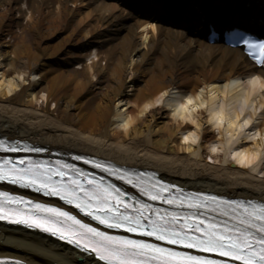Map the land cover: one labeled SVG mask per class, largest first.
<instances>
[{
	"label": "bare ground",
	"instance_id": "6f19581e",
	"mask_svg": "<svg viewBox=\"0 0 264 264\" xmlns=\"http://www.w3.org/2000/svg\"><path fill=\"white\" fill-rule=\"evenodd\" d=\"M21 1L0 0V133L151 168L188 189L264 202V69L240 49L185 36L174 20L141 21L119 2ZM22 25L38 45L55 43L33 51L23 40L2 41ZM214 129L211 161L203 160ZM3 256L100 264L44 236L0 226Z\"/></svg>",
	"mask_w": 264,
	"mask_h": 264
},
{
	"label": "snow or ice",
	"instance_id": "6c2138e0",
	"mask_svg": "<svg viewBox=\"0 0 264 264\" xmlns=\"http://www.w3.org/2000/svg\"><path fill=\"white\" fill-rule=\"evenodd\" d=\"M259 47L264 49V44ZM261 63H264V60ZM17 150L19 149L13 145L0 142V151ZM32 151H40V149H32ZM95 166L100 167L99 164ZM66 175L62 166L53 170L23 159L19 162L11 160L0 162V181L31 187L48 196H57L69 204H74L107 228H122L125 232L154 237L155 240L165 241L169 245H180L186 249H196L201 253L215 254L238 261L240 264H264V205L254 206L249 211V208L240 202L225 201L224 203L229 207L235 205L236 208L243 209L238 217L241 227L199 218L186 219L181 223L176 214L161 215L160 220H154L151 216L158 213L148 205L135 208L134 214L129 215V205L120 199L119 190L102 189L91 180L87 182L88 187H85L75 177L70 181L66 180ZM172 187L153 184L150 189H141V191L153 201L161 200L170 205L184 206V198H169ZM210 199L211 202H216V197ZM13 204L18 206L30 202L11 197L7 193H0V220L7 219L11 223L24 224L30 228H39L52 235H58L60 239L74 243L82 251L93 253L104 264H227V259L217 260L207 256L189 255L143 240L113 237L83 224L75 216L58 208L35 204L32 205L31 211L25 212L19 207H9ZM205 206L206 201L195 199L187 203V207L195 209ZM145 212L148 215H145ZM39 213L45 215H38Z\"/></svg>",
	"mask_w": 264,
	"mask_h": 264
},
{
	"label": "rangeland",
	"instance_id": "374dc122",
	"mask_svg": "<svg viewBox=\"0 0 264 264\" xmlns=\"http://www.w3.org/2000/svg\"><path fill=\"white\" fill-rule=\"evenodd\" d=\"M20 4L22 5L23 2L21 1ZM13 15H14L13 18H15V13H13ZM61 27H62V25L59 24V30L61 29ZM13 31H15V33H16L15 36H10V35L4 36L3 35L2 41H7V42L13 44V43H19L23 40L25 42V44L28 45L33 51H35V49H37V47H42V48L43 47H49L52 43H55L54 41L56 40V38L55 39L46 38L42 41H39L41 44L38 45V38H36L34 36L36 34L30 30V26H28V25L16 26L13 28ZM58 33H59V31H58ZM90 51H91V48L87 49V52H90ZM52 57H49V58H52ZM50 64H52V62H50ZM70 70H72L73 72L76 73V70H78V68L76 66H74V67L70 68ZM10 74L11 73H9V75ZM79 76H81V74ZM107 83H109V82H107ZM171 95L176 96L178 94L175 92H172ZM41 105H43V103L38 102L35 104V107H39ZM85 105L89 106V102L87 101L85 103ZM50 106H52L51 102L48 103L47 107H50ZM170 109H172V108H170ZM7 111L9 112L8 109H7ZM118 111H120V110H118ZM216 139H217V131H216V129H214L213 133H211L210 136L207 138V140L204 141V151H203V155H202L203 160L211 161L209 159V152H212V151L214 152L213 146L217 143ZM215 152H217V150H215Z\"/></svg>",
	"mask_w": 264,
	"mask_h": 264
}]
</instances>
